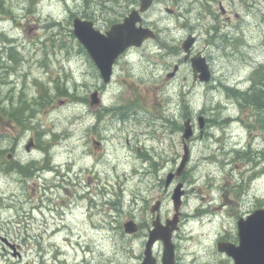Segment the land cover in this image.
Segmentation results:
<instances>
[{
    "label": "rangeland",
    "instance_id": "obj_1",
    "mask_svg": "<svg viewBox=\"0 0 264 264\" xmlns=\"http://www.w3.org/2000/svg\"><path fill=\"white\" fill-rule=\"evenodd\" d=\"M138 5L3 0L10 14L0 13V100L7 107L22 95L28 109L24 126L0 121V154L51 169L25 177L0 162V237L20 244L23 254L12 257L0 240V264H138L154 218L149 208L160 200L161 222L170 218L179 182L181 222L172 235L178 263L229 264L217 251L218 238H232L240 216L264 207V108L240 106L224 88L246 90L264 66V0H155L143 17L157 37L118 58L104 84L73 35L72 19H90L104 31ZM189 33L197 37L192 54L210 58L216 88L193 83L188 63L165 78L182 59ZM10 47L20 62L4 60ZM63 87L69 94L57 93ZM95 90L100 105L91 107ZM199 115L209 121L202 133ZM187 117L194 125L189 158L165 186L182 156L180 125ZM30 137L35 145L27 151ZM128 219L139 224L134 234L123 230ZM203 225L213 230L184 255L186 234ZM152 250L160 264L162 243Z\"/></svg>",
    "mask_w": 264,
    "mask_h": 264
},
{
    "label": "water",
    "instance_id": "obj_2",
    "mask_svg": "<svg viewBox=\"0 0 264 264\" xmlns=\"http://www.w3.org/2000/svg\"><path fill=\"white\" fill-rule=\"evenodd\" d=\"M152 0H140L139 9H133L123 20V22L113 24L105 33L93 28L91 21L73 19V32L79 41L86 48L91 59L98 68L104 82H108L112 66L115 59L130 46H139L142 41L148 37H154L153 31L140 23L142 17L140 13L145 12L151 5ZM195 38L189 35L182 43L185 59L188 56L189 49ZM192 68L195 74L199 72V80L206 81L209 78V71L205 59L201 56H195L191 59ZM172 74H169L170 76ZM99 99L97 92L91 94V105H97ZM199 127H203L204 119L202 116L198 118ZM192 127L190 119L184 121L183 138V155L180 160L176 175H179L188 159L189 149L185 140L192 135ZM98 145V143L94 142ZM33 142L26 145L28 150ZM173 178V173H169L165 179V185H168ZM182 183H178L173 189L171 199L174 205L172 219H167L165 225L159 221V216L152 221L153 228L149 230L148 240L145 243L144 257L141 264H155V258L152 255L151 247L153 243L160 239L163 242V252L161 257L162 264L174 263V245L171 242L173 230L177 229L179 207L181 205V196L183 190ZM160 202L156 201L151 207L154 212L158 209ZM124 229L128 233L137 230V225L129 220L124 223ZM239 245L234 246L229 243H218L219 250H225L230 255L234 264H264V208L256 209L245 219L240 218L237 222Z\"/></svg>",
    "mask_w": 264,
    "mask_h": 264
},
{
    "label": "trees",
    "instance_id": "obj_3",
    "mask_svg": "<svg viewBox=\"0 0 264 264\" xmlns=\"http://www.w3.org/2000/svg\"><path fill=\"white\" fill-rule=\"evenodd\" d=\"M0 7L3 10V0H0ZM4 11V10H3ZM264 82V72L261 70L257 72L256 77L253 81V86L250 88L248 92H237L235 90H232L233 95H237V97H240L243 99L245 104H249L253 106L255 109H261L262 107L264 108V91L261 89V85ZM58 93L64 94L65 90L59 89ZM27 107L24 108V106H19V107H14V106H9L8 108L1 107L2 114L4 116H7L8 121H13L17 125H22L24 126V123L26 119L23 116L24 111L26 110ZM259 122L261 124L264 123V118H260ZM2 154H0L1 157ZM11 169L13 168H18L21 171L28 170L30 169V166L28 164L26 165H21L20 163L14 161L12 166L10 167Z\"/></svg>",
    "mask_w": 264,
    "mask_h": 264
},
{
    "label": "flooded vegetation",
    "instance_id": "obj_4",
    "mask_svg": "<svg viewBox=\"0 0 264 264\" xmlns=\"http://www.w3.org/2000/svg\"><path fill=\"white\" fill-rule=\"evenodd\" d=\"M222 14H225V12L222 10V12H221ZM225 17V19H229V16H224ZM217 34H214V36H216ZM220 36H222V38L223 39H226V37H227V35H222V34H219L217 37H220ZM148 40H150V39H147V40H145L144 42H143V44L146 42V41H148ZM152 40V39H151ZM142 44V45H143ZM169 51L172 53V52H174V53H177V51H179V50H176V48L175 47H169ZM199 53V52H198ZM191 55H193L192 54V51H191ZM204 57H205V59H206V62H207V64H208V67H209V71H210V74H211V76H210V79H209V81L207 82V83H203L205 86H209L210 88H216V86H214L213 84H212V82L214 83V77H215V75H214V69H213V67H212V64H211V61H210V58L207 56V55H203ZM189 64V59H187L186 61L185 60H183L182 61V59L179 61V62H177V63H175V64H173L172 65V68H173V66H175V65H177V68H176V71L174 72V75L172 76V78H174L178 73H179V71L181 70V65L182 64ZM193 83H196L195 81H193ZM209 121L208 120H206V126H208L209 124ZM24 187H31V186H24ZM41 205H39V206H36V208L38 209V213L39 212H41L42 213V210H41ZM33 210H35V209H33ZM180 216H181V214H180ZM166 219V218H165ZM180 221H181V218H179V224H180ZM138 226H139V224H138ZM138 229H139V227H138ZM0 240H1V242H3L6 246H7V248L9 249L8 251H9V253L11 254V256L12 257H14V258H16L17 260H20V259H22V257H23V254H22V251H21V245L20 244H17V243H14V242H12V241H10V240H8L6 237H0ZM220 241H224V242H229V243H232V244H237L238 243V237H237V235H234L232 238H230V239H228V238H226L225 236H222L220 239H219ZM2 249L5 251V247H2ZM174 250H175V246H174ZM220 252V251H219ZM221 254H222V256H224V257H226L227 259H228V261H229V264H233V259H232V257L231 256H229L225 251H221L220 252ZM42 264H48V263H42ZM175 264H178V260L175 258ZM221 264H228L227 262H225V261H221Z\"/></svg>",
    "mask_w": 264,
    "mask_h": 264
},
{
    "label": "bare ground",
    "instance_id": "obj_5",
    "mask_svg": "<svg viewBox=\"0 0 264 264\" xmlns=\"http://www.w3.org/2000/svg\"><path fill=\"white\" fill-rule=\"evenodd\" d=\"M165 186H167V185H165ZM183 194H182V196H183ZM218 208H220V207H218ZM154 212H156L159 215V213L157 211H154ZM203 226L204 227L201 229L196 228V233L194 232V233L186 234L185 240L190 241L191 243L189 242V244L183 245V248H184L183 254L184 255L190 256L193 252V247L196 244H200L203 241V239H205V235L209 234L213 230L212 225H203ZM196 238H198V239H196Z\"/></svg>",
    "mask_w": 264,
    "mask_h": 264
}]
</instances>
